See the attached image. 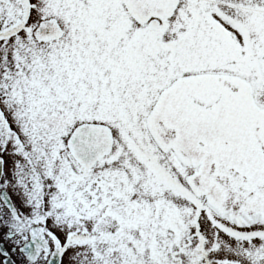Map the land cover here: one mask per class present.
I'll list each match as a JSON object with an SVG mask.
<instances>
[{
  "label": "snow or ice",
  "instance_id": "obj_1",
  "mask_svg": "<svg viewBox=\"0 0 264 264\" xmlns=\"http://www.w3.org/2000/svg\"><path fill=\"white\" fill-rule=\"evenodd\" d=\"M0 264H264V0H0Z\"/></svg>",
  "mask_w": 264,
  "mask_h": 264
}]
</instances>
